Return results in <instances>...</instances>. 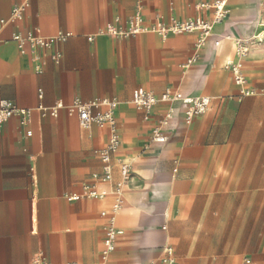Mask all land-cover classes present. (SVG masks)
I'll use <instances>...</instances> for the list:
<instances>
[{"label":"crops","instance_id":"crops-1","mask_svg":"<svg viewBox=\"0 0 264 264\" xmlns=\"http://www.w3.org/2000/svg\"><path fill=\"white\" fill-rule=\"evenodd\" d=\"M213 1L0 0V102L26 112L25 122L15 115L0 127V264H33L37 257L51 264H162L166 246L176 264H264V95L238 98L231 73L240 63L246 87L264 88V35L260 43L247 42L240 58L231 40L213 48L208 39L196 48V33H102L106 24L124 28L136 14L145 26L211 20L212 12L197 6ZM25 2L22 19H13L12 9ZM226 10L215 35L248 39L260 32L264 0H228ZM28 33L70 36L21 52L13 36ZM137 88L155 96H207L210 106L190 124L179 119L158 144L152 131L166 107L145 119L131 103ZM100 99L117 101L110 184L92 175L101 173L97 152L111 129L97 122L84 129L73 110ZM56 104L62 108L52 117ZM104 111L97 106L91 114ZM121 163L130 168L115 222L122 234L103 260L100 214L112 197L69 202L65 196L85 184L110 192Z\"/></svg>","mask_w":264,"mask_h":264},{"label":"built area","instance_id":"built-area-1","mask_svg":"<svg viewBox=\"0 0 264 264\" xmlns=\"http://www.w3.org/2000/svg\"><path fill=\"white\" fill-rule=\"evenodd\" d=\"M228 0H215L211 4L199 5V10H210L212 12V19L207 20L202 16H197L193 19L182 21H172L166 24L161 21H156L154 24L145 26L140 14H136L127 21L125 27H116L112 24H106L103 34L113 38H122L126 36L139 35L148 30L155 35L165 38L168 34H198L196 41V48L203 47L208 39L211 41L213 48H218L222 41L231 40L234 45L235 54L244 58L248 52L249 47L247 42L251 45L260 43L264 35V20L257 24L260 32L246 39L242 36L234 37L231 34L215 35L213 29L215 25L222 23L227 17ZM27 2L12 9V18L20 21L23 17ZM70 36L69 33H58L52 37H43L28 33L26 36L16 34L13 40L18 44L21 52L24 48L29 46L34 49H47L54 44L66 40ZM91 40V38H88ZM58 60V56H55ZM195 62V58H191L183 65L184 69H188ZM232 79L235 86L239 88L238 98L253 96L257 94L264 95V88L257 90L246 87V81L241 72V64L235 63L231 65ZM41 91H38V97L41 98ZM132 105L145 112V119H148L152 110L157 106L163 105L166 107L162 117L157 122L152 131V140L158 144H163L167 141V133L172 131L173 124L181 119L185 124H190L195 118L204 114L210 106V98L207 96L190 97L181 94L180 92H165L160 96H155L152 93L146 92L142 88H137L132 92ZM97 106H102L105 111L101 114L92 115L91 109ZM62 108L61 104H56L50 110L52 117L57 116L58 110ZM117 108V101L115 99H100L90 103L76 104L73 108L77 112L79 125L88 129L93 122L99 123L101 126H107L111 129L108 142L102 150L97 152L98 160L101 164V173L93 174L94 182L98 184H110L112 182V158L117 153L119 147V137L115 131V120L113 111ZM19 116L22 121L26 120V112L19 110L9 101L0 102V127L11 117ZM30 135V132H27ZM120 180L117 181L110 192L106 190H97L93 186L85 184L81 190L76 193L67 194L65 199L69 202L79 201L81 199H95L101 200L107 196L112 197V204L110 209L101 212V217L105 220L103 229V236L101 240V258L106 260L115 250V243L117 238L122 234V231L116 228V215L123 207V191L126 183L130 178V168L128 164L121 163L119 165ZM162 264H176L173 249L166 246L163 249L161 258ZM33 264H51L41 257L34 259ZM243 264H250L248 259H245Z\"/></svg>","mask_w":264,"mask_h":264}]
</instances>
